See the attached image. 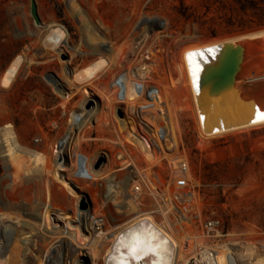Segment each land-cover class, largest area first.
<instances>
[{"label": "rangeland", "instance_id": "rangeland-1", "mask_svg": "<svg viewBox=\"0 0 264 264\" xmlns=\"http://www.w3.org/2000/svg\"><path fill=\"white\" fill-rule=\"evenodd\" d=\"M34 2L38 24L30 13L31 0H0V264H106L113 247L109 242L91 246L94 236L116 233L145 216L126 200L117 206L109 202L100 226L102 197L92 186L103 183L101 174L115 167L109 157L97 174L94 144L103 141H89L72 129L85 131V121L75 113L95 95L88 86L101 78L88 84L75 79L80 69L103 56L96 45L101 39L89 28H98V22L107 26L101 38L108 40L111 53L134 43H139L137 50L145 49L161 37L152 47L158 50L152 57L159 73L180 63L187 49H208L218 62L235 53L239 67L230 85L238 112L227 119L212 113L209 76L218 62L205 64L194 83L203 120L213 131L207 137L216 138L198 145L192 113V119H184L185 143L204 203L223 224L218 245L233 251V264H264V121L258 119L264 115V0ZM144 16H157L167 27L146 35L140 23L133 31ZM58 27L68 32L67 45L50 50L45 39ZM79 43L89 46L90 56L78 53ZM16 56L24 61L12 85L5 87L3 73ZM110 56L114 68L109 81L139 58ZM84 211L99 218V226L79 224L76 214ZM158 226L162 235L175 240Z\"/></svg>", "mask_w": 264, "mask_h": 264}, {"label": "built area", "instance_id": "built-area-1", "mask_svg": "<svg viewBox=\"0 0 264 264\" xmlns=\"http://www.w3.org/2000/svg\"><path fill=\"white\" fill-rule=\"evenodd\" d=\"M140 23L145 24L146 35L151 30L167 27L166 21L157 16H144L133 24V31ZM89 28L90 34L101 39L96 45L104 50L100 58L109 67L102 68L101 78L92 87L88 86L95 95L79 104L83 109L75 113L84 116L85 131L72 129L77 135H86L89 141H103L102 145L94 144L98 152L95 164L100 161L97 170L93 168L97 174L107 167L109 157L115 167L112 172L101 174L99 181L103 183L92 186L102 197L100 226L105 225L109 214L107 204L117 206L126 200L140 214L161 224L171 236L181 238L178 240L179 264H233V251L226 244L218 245L224 237L223 224L204 203L199 181L192 174L191 150L185 143L189 135L183 127L187 117L194 116L195 136L200 147L207 137L201 117L197 121L194 115V110L198 111V92L192 74L187 68L185 71L180 68L179 63L159 73V65L152 57L158 55V50L152 47L156 48L161 37L145 49L137 50L139 43H134L131 49L119 47L111 53L108 40L101 38V31L106 32L107 26L98 22V28ZM62 29L67 45L69 34ZM76 50L82 56L91 54L89 46L81 43ZM189 53L200 55L202 52L191 50L185 55ZM110 55H139V58L109 81L107 75L114 68Z\"/></svg>", "mask_w": 264, "mask_h": 264}, {"label": "bare ground", "instance_id": "bare-ground-1", "mask_svg": "<svg viewBox=\"0 0 264 264\" xmlns=\"http://www.w3.org/2000/svg\"><path fill=\"white\" fill-rule=\"evenodd\" d=\"M66 38H67L66 34L61 29H59V27L58 28H52L48 31V35L45 39V44L47 45V47H49L50 50H57L58 48H60V46L62 44L65 43ZM199 48L200 47L193 48V49L191 48V49H187V50L182 51L181 61L179 63L180 68H183L184 71H185V68H187L190 71V73L192 74L191 66H190L189 60H188V55H185V53L187 51H191V50H199L200 52H202L200 55H193L192 56L193 63L199 67L201 72L205 71V69H204L205 64H212L213 62H215V63L218 62V59H216L215 57L210 55L209 52H206L205 49H201V48L199 49ZM85 59H87V58H85ZM102 59L103 58H99V60H98L99 62H95V64H93L92 66H90V67L88 66V68L86 67V68L82 69L77 75H75V79L78 81V83L84 82L83 84H88L89 82H93L94 80L98 79L100 74L102 75V66H101V64H103L102 62L105 63L104 67H109V64H107L106 61L102 60ZM23 61H24V59L22 56H16V58L13 61H11V64L8 66V68L3 73V77L1 79V83L3 86L9 87L12 85V82L15 79V75H16V73H18L17 69H18V67H20V65L23 63ZM213 68L215 69V66H213ZM198 74H197V76H198ZM115 80H116V78H115ZM186 81H187V78H186ZM129 83H127V86L129 85ZM194 86H195V83H194ZM196 100H197V107H198L199 113H198V111L196 112V109L194 110L195 118L197 119V121H199V117H201V121L203 123V128H204L205 134H207V136L209 134H213V131H210V132L208 131V129H207L208 127L206 126V123L203 120L204 117L201 114L202 112H201V107L199 104V99L196 98ZM210 101L212 104V108H211L212 113L215 112L216 115L215 114L214 115L216 118L221 115L222 118L227 119L228 117H231V116H233V114L238 112V109L235 105L233 95L230 98L220 100V101H217L214 99L212 100V98H210ZM80 110H82V109H80ZM78 116L82 117V120L84 119L83 115L80 114ZM212 116H213V114H212ZM76 120H77V116H76ZM215 138L206 137L205 141L212 140ZM63 145H65V143ZM56 151L57 152L59 151L58 148ZM76 218L78 219L79 224L80 223L85 224V223L89 222L90 228H92V226L96 225V224L99 226V224H98L99 221H97L98 218L94 215H92V217H91L85 211L81 212V213H77ZM152 219L145 215L142 218H137L136 221H133V222L125 225L123 228L116 231V233H115V231H113V232H110V234H106L107 236H102L100 238H97V235L99 236V234H96L92 240L91 246L93 245V242H95V243L109 242V244L112 245L113 250H112V253H111V256L109 257V259L106 260V264H120L122 259L126 261V264H145L144 260L137 262V261L133 260L131 257H129L128 248L125 245L131 244L133 242V237L137 234L140 236L142 241H147L151 238V236L154 235L156 237V239L154 241H152L153 243H160V242L165 241V240L167 241V244L164 245V248L166 249V251L162 250V253H161V255L163 256V261L161 262V264H179V259L177 258V257H179V252H180V250H179L180 246H179L178 240L176 239L175 236H172L175 239V240H173L171 237L169 238L167 235L166 236L162 235L161 230H159V229H161L158 226L159 224L157 225V222L154 219L153 220ZM97 230H100V229H97ZM70 243L73 244L72 241H70ZM88 245H90V244H88ZM65 246L68 247L69 243H66ZM88 249H89V247H88ZM147 260H148V264H151V262L153 260H159V258L158 257H148ZM48 262L50 263V261H48Z\"/></svg>", "mask_w": 264, "mask_h": 264}, {"label": "water", "instance_id": "water-1", "mask_svg": "<svg viewBox=\"0 0 264 264\" xmlns=\"http://www.w3.org/2000/svg\"><path fill=\"white\" fill-rule=\"evenodd\" d=\"M30 13L35 23L38 24L39 19L37 17L34 0H31ZM232 55L224 56L221 61L216 64L215 69L213 68L211 70L208 96L212 98V100L220 101L230 98L233 95L230 83L239 67V60L237 56H235V53Z\"/></svg>", "mask_w": 264, "mask_h": 264}, {"label": "snow or ice", "instance_id": "snow-or-ice-1", "mask_svg": "<svg viewBox=\"0 0 264 264\" xmlns=\"http://www.w3.org/2000/svg\"><path fill=\"white\" fill-rule=\"evenodd\" d=\"M192 53L188 54L189 64L191 66L192 76L195 81L198 72L200 71L199 67L196 66L192 61ZM258 119L264 121V115L258 116ZM156 237L153 235L147 241H142L140 236L137 234L133 237V242L129 245H125L128 248L129 256L139 262L141 260L145 261V264H148V257H158L159 260H153L151 264H161L163 261V256L161 255L162 250L166 251L164 245L167 244V241H162L160 243H153ZM120 264H126L125 260H121Z\"/></svg>", "mask_w": 264, "mask_h": 264}]
</instances>
